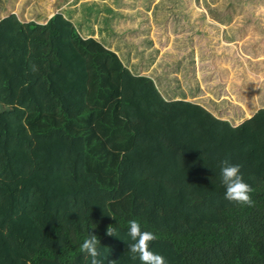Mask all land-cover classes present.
Instances as JSON below:
<instances>
[{
	"label": "trees",
	"instance_id": "16d2710c",
	"mask_svg": "<svg viewBox=\"0 0 264 264\" xmlns=\"http://www.w3.org/2000/svg\"><path fill=\"white\" fill-rule=\"evenodd\" d=\"M17 1L0 0V17ZM247 1L204 0L200 21L184 0L19 1L25 18L54 14L47 84L60 106L25 116L34 169L3 228L9 254L91 264L93 233L103 264H141L135 220L167 264H264V24ZM224 159L251 206L225 199Z\"/></svg>",
	"mask_w": 264,
	"mask_h": 264
},
{
	"label": "rangeland",
	"instance_id": "374dc122",
	"mask_svg": "<svg viewBox=\"0 0 264 264\" xmlns=\"http://www.w3.org/2000/svg\"><path fill=\"white\" fill-rule=\"evenodd\" d=\"M203 2L204 0H184L180 10L200 21L202 12L206 13ZM246 8L249 14L257 15L264 24V0H248ZM52 13L45 21H37L35 17L28 16L21 19L15 13H8L0 22L2 25L5 23L7 30L3 40L7 42L8 53L5 52L3 58L6 56L9 66L16 68L15 72L8 70L0 77V264H29L9 254L3 228L11 217L18 214L21 181L34 169V139L25 124V116L30 111L59 110L60 106L47 85L50 62L56 60L50 44L53 31L50 30L48 21L54 15ZM203 30L214 36V41H221L218 40L219 34L217 38L216 29ZM241 43L231 45L232 50L228 56L239 53ZM221 44L223 45V41ZM262 49L264 54V48ZM229 50L230 48L222 47L220 52ZM32 64L38 67V71L30 72L28 77L26 70L31 71ZM23 68L25 72L20 71ZM33 74L39 75L34 81ZM25 78L28 79L27 84ZM206 94L209 95L208 91Z\"/></svg>",
	"mask_w": 264,
	"mask_h": 264
},
{
	"label": "clouds",
	"instance_id": "9594fccd",
	"mask_svg": "<svg viewBox=\"0 0 264 264\" xmlns=\"http://www.w3.org/2000/svg\"><path fill=\"white\" fill-rule=\"evenodd\" d=\"M31 71H38L35 64L30 65ZM241 166L232 164L228 159H224L220 164L221 181L225 186V199L230 202L246 204L251 206L253 201L250 193L251 186L247 184L240 172ZM106 235L118 236L117 229L109 225ZM128 235L133 243L128 244V250L132 254V259H139L141 264H167L165 257L149 249V243L155 239L151 232L141 231L140 225L135 221H129ZM98 245L100 240L96 234H91L81 245V251L91 257V264H103Z\"/></svg>",
	"mask_w": 264,
	"mask_h": 264
},
{
	"label": "crops",
	"instance_id": "0c3cea01",
	"mask_svg": "<svg viewBox=\"0 0 264 264\" xmlns=\"http://www.w3.org/2000/svg\"><path fill=\"white\" fill-rule=\"evenodd\" d=\"M22 4L23 3L17 1V3H14V5H13L15 7H13V8L8 7L7 10L4 11L3 15L0 17V22L2 21V18H4L5 16H7L8 13H11V14L12 13H15L18 18H21L22 19L23 16L26 15V14H24L23 16L21 15L22 9L20 8L19 5H22ZM26 10H27V8L24 10V12H26ZM4 26H5V23H3V25L0 24V77L1 78L4 76L5 72L8 71V70L13 71V72L16 71V68H12L11 66H9V61L7 62L6 56H5V58H3L4 57L3 54L5 52L8 53L7 42L3 40V38L4 37L6 38V35H7L6 34L7 30H6V27H4ZM3 35H5V36H3ZM24 69L25 68L21 69L20 71L21 72H23V71L25 72ZM26 71L28 73V77H30V72H32V71H30V69L29 70H26ZM37 75L38 74H33V77H36L37 78L39 76V75L38 76Z\"/></svg>",
	"mask_w": 264,
	"mask_h": 264
}]
</instances>
